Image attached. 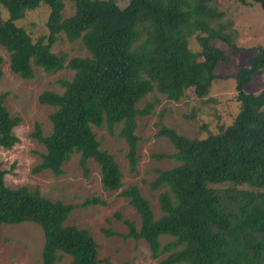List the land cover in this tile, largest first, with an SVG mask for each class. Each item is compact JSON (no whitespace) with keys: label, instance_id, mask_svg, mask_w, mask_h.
I'll list each match as a JSON object with an SVG mask.
<instances>
[{"label":"trees","instance_id":"16d2710c","mask_svg":"<svg viewBox=\"0 0 264 264\" xmlns=\"http://www.w3.org/2000/svg\"><path fill=\"white\" fill-rule=\"evenodd\" d=\"M71 1L74 13L64 17L63 0H0L8 12L7 18L0 12V46L10 54L12 72L23 79L34 78L35 67L48 73L66 68L74 72L60 81L62 92L45 90L38 97L54 110L52 130L46 134L36 122L30 134L45 147L34 172L60 175L78 153L85 175L94 159L104 190L117 191L123 187V172L114 154L101 148L94 127L105 126L125 141L129 167L135 171L138 117L151 113L158 100L143 107L140 102L154 91L178 101L190 88L198 98L206 97L221 76L215 73L217 65L232 59L215 40L236 45L213 28L212 23L223 16L213 5L215 0H129L125 7L116 0ZM251 1L264 11V0ZM41 5L49 7L47 33L34 39L18 20ZM62 34L70 42L81 40L88 55L69 58L65 52H54ZM195 34L201 46L198 53L189 46ZM261 74L264 46L235 74L240 108L233 121L216 133L190 138L162 124L159 134L171 141L175 152L156 156L172 158L176 164L157 169L151 182L150 188L159 190V217L137 185L121 189L120 195L141 219L140 228L126 220L129 232L123 236L144 239L153 258L168 253L158 264H264V88L245 89ZM21 121L2 94L1 147L9 149L19 142L14 129ZM6 172L0 165V228L38 224L44 233L41 264H56L62 255L71 256L72 264H101L99 244L90 231L66 223L74 208L101 202L98 198L81 204L54 201L38 188L9 187ZM225 182L233 186L210 185ZM164 235L172 239L163 245Z\"/></svg>","mask_w":264,"mask_h":264},{"label":"rangeland","instance_id":"374dc122","mask_svg":"<svg viewBox=\"0 0 264 264\" xmlns=\"http://www.w3.org/2000/svg\"><path fill=\"white\" fill-rule=\"evenodd\" d=\"M63 1L64 17L70 16L75 10L74 3L71 0ZM116 1L120 7H125L129 2ZM248 1V4L239 0H215L213 3L223 12V16L212 23L213 28L229 36L236 48L221 39L215 40L232 59L229 64L217 65L215 73L222 77L213 81L206 97L198 98L190 88L178 101L170 100L154 91L140 102L139 107H143L148 101L158 100L151 113L138 117L136 133L140 140L135 171L130 170L125 141L117 135L110 134L105 126L94 127L97 138L101 141V148L114 154L123 172V187L117 191L104 190L100 165L94 159L89 161L90 171L85 175L78 153H73L71 159L64 164V172L60 175H55L50 170L34 172V168L41 162V154L45 152V147L30 134L36 122L41 123L44 132L48 134L52 130L50 114L54 110L53 106L40 103L38 97L45 90L62 92L64 89L60 81L70 79L74 72L66 68L48 73L40 67H35V77L23 79L12 72L10 54L0 46L2 58L0 96L5 95V105L12 115H19L22 118L14 129L19 142L9 149L0 146V165L7 171L6 184L11 188L22 186L30 190L38 188L42 195L64 203L81 204L88 198H98L101 202L74 208L66 223L76 224L90 231L99 244L101 264H158L168 253L153 258L144 239L123 236L129 232L126 220L134 221L137 228H140L141 219L129 200L120 195V191L129 185H137L143 196L150 201L155 216L159 217L161 215L158 203L159 190L150 188L151 182L157 176V169H167L176 164L172 158L156 156L175 152L171 141L159 134L162 124L190 138H205L210 133H216L220 126L233 121L240 108V103L236 99L234 76L242 67L249 64L258 47L264 46V11L259 3ZM0 12L2 17H8L7 10L1 4ZM48 13L49 7L41 5L26 12L25 16L18 20V24L36 39L47 33ZM55 42L52 50L56 53L65 52L69 58L88 55L81 40L70 42L62 34ZM189 46L194 52L201 51L197 34L190 39ZM263 88L264 74H261L255 75L245 89L248 92H259ZM210 185L233 186L231 182ZM240 187L252 189L248 185ZM0 233V264H41L44 233L38 224L32 222L5 224L1 226ZM171 239L164 235L161 237V243L164 245ZM71 261V256L62 255L56 264H72Z\"/></svg>","mask_w":264,"mask_h":264}]
</instances>
